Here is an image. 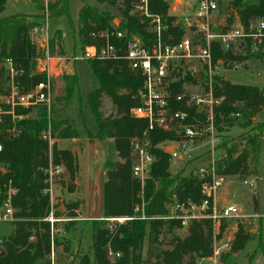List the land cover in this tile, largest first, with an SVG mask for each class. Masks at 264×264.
Wrapping results in <instances>:
<instances>
[{
  "label": "trees",
  "instance_id": "16d2710c",
  "mask_svg": "<svg viewBox=\"0 0 264 264\" xmlns=\"http://www.w3.org/2000/svg\"><path fill=\"white\" fill-rule=\"evenodd\" d=\"M8 1L0 0V95L6 94L10 89L11 75L6 66L7 59L12 60L16 71L14 82L25 92L47 80L46 73L36 72L37 59L44 51L32 36V28L38 23L40 16L25 13L3 16ZM31 1L39 10L44 9V0ZM95 1L100 6L104 5L103 9L84 4L78 13L75 35L79 36L82 48L103 42L93 36V33L111 31L114 27L127 30L126 39L132 35L149 43L154 39V34L148 30L149 22L146 18L131 13L137 0H123L121 4L118 0ZM169 9L170 4L166 0H150L151 12L161 15L171 24L175 17L168 14ZM227 12L229 23L238 19L248 26L251 21L264 19V0H229ZM63 15L68 16L73 30L75 26L69 0L48 2L49 18ZM116 17L121 18L120 25L114 24ZM182 33L180 27L170 25L167 38L169 34L179 37ZM62 34L61 30H57L51 38L52 53L58 47L60 54L64 55ZM213 56L215 61L241 62L256 58L264 63V50L253 53L250 47H243L240 51H224L218 43H214ZM90 66L99 82V86L89 97L90 107L97 121L96 138L104 144L107 139H113L118 157L125 162L120 168L119 165L112 164L109 158L106 160L103 183L104 217L85 220L92 230L93 254L83 255L79 264H111L107 244L115 253L120 254L115 264H198L201 259L211 257L215 237L213 220H193L187 227L188 233L181 236L177 230L185 227L180 220L166 218L168 206L176 199L200 203L203 199L201 186L205 181L211 180V171L219 176L249 177L258 174L264 129V121L260 120L264 116V87L234 83L226 75L216 76L215 94L225 95L226 100L214 110V127L222 131L238 126L243 132L225 148V154L214 160L207 176L202 177L196 173L172 174V154L161 143H177L184 138V133L180 129L163 130L153 127L147 119L131 115V108L141 104L139 91L143 86V75L131 69L123 59L90 60ZM199 75L204 74L202 71L196 74L187 72L171 86L169 99L172 110L187 111L191 124L203 127L207 124V115L198 112L194 106L187 105L186 99H176L183 92L185 83L200 82ZM63 80V94L54 99L50 108L47 104L30 108L17 107L16 119L7 114L4 116L5 121L0 123L3 129L13 125L17 129L14 136L5 139L0 137L3 146L0 161L6 169L0 172V207L10 200L14 210L13 232L8 237L0 238V264H51L47 258L52 248L51 225L44 220L51 210L49 193H45L49 187L47 170L50 147L42 134L50 125L51 135L55 139L80 137L68 120L53 117L55 112L66 106L78 84L76 73H64ZM104 96L109 97L116 107L115 115L106 116L102 111ZM135 138L149 139L155 155L150 175L144 181V189L142 180L133 175L132 141ZM52 159L55 164L66 167L72 182L76 179L78 163L72 150L59 148L55 143L52 146ZM73 189L72 184L70 190ZM75 203L77 202L64 205L70 218L77 217L78 204ZM253 204L257 213L259 201L256 195H253ZM137 205L141 206L136 214ZM62 209L60 206L58 211L64 213ZM56 213L59 215L57 211ZM113 217L136 218L117 224L108 220ZM229 223L223 221L221 233ZM251 226V222L237 223L235 240L231 245L234 252L244 248L253 238L249 231ZM109 227L113 233H110ZM259 248L264 251V245Z\"/></svg>",
  "mask_w": 264,
  "mask_h": 264
},
{
  "label": "built area",
  "instance_id": "2783aa9c",
  "mask_svg": "<svg viewBox=\"0 0 264 264\" xmlns=\"http://www.w3.org/2000/svg\"><path fill=\"white\" fill-rule=\"evenodd\" d=\"M186 14L176 16L171 20V24L161 15L154 14L150 10V0H139L137 13L139 17H144L149 22L150 30L154 34V39L149 43L137 35H132L129 39L128 31L114 27L111 31H101L93 33L103 42L99 41L92 45L83 47L82 55L73 56L56 55L50 50V40L52 35L49 28L48 9L42 22H38L32 28V36L39 42L40 48L44 51L37 59L36 72L46 73L47 80L40 82L33 89L25 92L14 82L16 71L11 59H7L6 66L11 75L10 89L6 94L0 95V123L5 121L4 116L11 114L16 119L17 107H36L40 104H47L50 108L54 101L53 69L67 68L68 62H76L79 58L88 60H126L129 67L139 71L143 77V86L139 91L141 104L131 108V115L135 118L147 119L151 126L163 130H183L184 138L173 144L170 152L173 158L178 156L179 144L186 147L196 140H200L208 131H214V110L222 105L225 95H216V76L224 75L221 68L236 67L231 61H215L213 56L214 43H218L224 51H240L243 47H250L253 53L264 50V19L251 21L245 26L238 19L233 23L217 20L215 14L219 12V0H197L195 5L188 6ZM133 13V12H132ZM173 27H180L183 30L181 36H174L167 32ZM113 38V39H112ZM126 39V40H125ZM118 40L119 42H116ZM121 40L123 42H121ZM123 43V44H121ZM125 48V49H124ZM197 64L199 71L200 85L195 89L190 88L185 83L183 92L176 96L178 101L186 99L187 105L194 106L198 112H204L206 122L203 127L191 124L189 113L185 110H172L170 106L171 86L179 81L191 71V65ZM19 117H22L20 115ZM17 134V129L13 125L3 129L0 127V137L5 139L8 136ZM44 139H51V126L43 131ZM214 140V139H213ZM0 143V152L2 151ZM170 146H166L168 149ZM152 145L149 139L140 140L135 138L132 141V153L134 157L133 175L145 181L151 172V167L155 161L152 153ZM64 165L52 164L49 170L50 178L63 173ZM3 163L0 161V172L5 171ZM203 171V170H202ZM202 175L203 172H201ZM224 176L214 174L212 181H205L201 186L203 199L200 203L189 201L173 200L168 206V219L180 220L183 227H188L193 220L210 218L214 226L221 225L222 220L238 219L243 216L242 209L228 200L229 196L218 197L217 192L223 186ZM242 183L255 188L257 177L249 176L242 180ZM14 210L10 200L0 207V221L13 219ZM136 217H113L114 221L122 222ZM143 218H145L143 216ZM59 219L53 217V212L47 217V221L53 224ZM54 232V229H53ZM218 236L215 233L214 247L215 255L222 249L229 247V243L216 247ZM231 246V245H230Z\"/></svg>",
  "mask_w": 264,
  "mask_h": 264
},
{
  "label": "rangeland",
  "instance_id": "374dc122",
  "mask_svg": "<svg viewBox=\"0 0 264 264\" xmlns=\"http://www.w3.org/2000/svg\"><path fill=\"white\" fill-rule=\"evenodd\" d=\"M53 0H44L45 7L44 9L39 10L38 6L31 0H9L6 4L5 10L2 15H12L15 13H25V14H34L40 16L37 19V22H42V18L46 16V10L48 9V2ZM119 4L123 3V0H118ZM170 4V9L168 14H175L176 16L181 14H186L188 11V6L195 5L197 0H166ZM229 0H219V12L215 14L217 20L228 21L227 20V6ZM71 17L74 20L73 30L69 23V18L66 15L49 18V28L52 37L54 36L57 30L63 32V49L64 56H73L75 53L79 56L82 55L83 48L77 34V18L80 8L84 4L98 6L100 9H103L104 5H98L95 0H69ZM139 0L136 1L132 8V14L137 13V5ZM114 24L120 25L121 18L116 17ZM149 21V20H148ZM151 26L148 27L150 30ZM39 45V42L36 41ZM241 50V49H240ZM238 51V50H237ZM54 54H60V50L56 47ZM61 55V54H60ZM231 64H237V68L226 66L221 68L220 72L224 73L232 82L240 84H252L264 87V63L256 58H250L241 62H231ZM0 66L1 63H0ZM197 64L191 65V72L196 74L198 72ZM53 86H54V99L61 94L65 87L63 80V75L76 73L78 76V84L72 92L69 102L59 111L53 114L54 119L58 120H68L73 127L78 131L82 141L73 140H60V139H45L49 142L50 152H49V166L47 170L49 187L45 190V193H49L51 210L53 212V217L59 219L54 224L50 221H47V216L44 220L49 222L51 225L52 232V248L50 254L47 258L50 260L51 264H79L81 262V257L86 254H93L92 245H93V236L90 226L85 223L86 208L83 205H80L82 199L78 201H70L68 197H63L62 195L67 194L70 189V186H78L70 180L66 167L64 168L63 173L55 176L53 179L50 178L49 170L51 163L55 164L52 159V146L57 144L59 148H74L76 155L78 152L82 154L85 151V142H88L89 139L96 138L97 133V121L95 116L92 113L89 97L91 92L99 86L98 79L94 74L91 66L90 60L85 58H79L76 62H68L67 69L55 68L53 69ZM200 81V78H199ZM190 88L195 89L200 83L189 84ZM102 111L106 116L115 115L116 107L113 105L109 97L104 96ZM261 121H264V116L260 118ZM243 132L238 126L231 127L229 129L225 128L222 131H219L214 128V131H208L202 139L196 140L194 143L188 144L186 147L184 144H179L178 156L173 158L170 161V172L172 174L182 173L187 175L189 173L200 174L202 177L210 174V166L213 165L214 160L220 157L222 154H225V148L239 135ZM44 139V138H43ZM214 139V140H213ZM107 148V158L110 159V162L114 165H119L122 168L125 160L120 159L114 148V140L107 139L105 142ZM171 144V145H169ZM172 144H178L176 142L165 141L161 143V146H172ZM169 147V148H170ZM168 148V149H169ZM173 149H170L171 152ZM94 158H99L101 155L100 150H92L91 152ZM84 156V154H83ZM103 156H101L102 158ZM134 158V157H133ZM134 160V159H133ZM95 161H98L95 160ZM106 163V162H105ZM96 167V165H95ZM105 168V165H104ZM203 170V171H202ZM98 170L95 169V172ZM204 175H202V173ZM79 174V173H78ZM150 175V174H149ZM211 180L214 177V173L211 171ZM257 177V185L255 188H249L242 183V180L246 177L240 176H224V182L221 189L218 190V197L229 196V202H232L238 205L242 209L243 216L238 219L232 220H222L230 222L227 228L221 233L220 227L215 226V233L218 236V241L216 242V247L220 248L222 245L228 244L229 247L222 249L220 253L215 255L216 248L214 247V252L211 257L206 259H201L198 264H264V251L259 248L260 245H264V129L261 139V149L259 154V163H258V174L254 175ZM148 178V177H147ZM98 180V177H97ZM103 183L104 177L99 181L93 183V190L91 192V204L93 206L90 209L91 217H102L104 216L103 201L99 202L98 193L99 186L101 187V192L103 193ZM145 182H142V189H144ZM143 191L141 194L143 195ZM84 194V193H83ZM253 195H256L259 201V210L255 213L254 204H253ZM72 202H77L78 208L76 210L77 217L70 218L67 215V211L64 209V205L70 204ZM82 204V203H81ZM62 206V212L58 211L59 207ZM141 206V205H140ZM139 205L136 207V214L140 208ZM59 213V215L56 213ZM49 213V214H50ZM57 214V215H56ZM101 214V216H99ZM84 217V218H83ZM127 222H117L113 223L123 224ZM238 222H247L252 223L250 228V233L253 238L249 243L242 249L235 251L230 245H232L235 240V232L237 230ZM54 229V232H53ZM110 233H113V230L109 227ZM188 228L178 229L177 232L181 236H185L188 233ZM13 232L12 219L7 221H0V238L8 237ZM109 247L108 260L111 264H115L118 256L120 254L115 253L111 246ZM2 247V245H0ZM4 250V248H1ZM4 253V251H2ZM1 252V254H3Z\"/></svg>",
  "mask_w": 264,
  "mask_h": 264
},
{
  "label": "crops",
  "instance_id": "0c3cea01",
  "mask_svg": "<svg viewBox=\"0 0 264 264\" xmlns=\"http://www.w3.org/2000/svg\"><path fill=\"white\" fill-rule=\"evenodd\" d=\"M37 13L34 14H29V15H36ZM67 69V68H66ZM60 140H73L74 142L76 141H82V139L79 138H73V139H60ZM67 148V147H66ZM69 148V147H68ZM74 152L76 155V152L74 151V148H69ZM91 149L93 150H100L101 155L98 159L94 158L93 154L90 153ZM84 154V156H83ZM107 148L104 144L103 141L94 138V139H89L88 142H85V151L82 154L78 152V156L76 155V161L78 163V171L76 172V179L74 180V183L78 186H74L73 190H70L65 193V195H62L63 197H68L70 201H78V199H82L80 202V205H83L86 208V217L84 218L85 220H92V219H101L102 217H91L90 209L93 206L91 204V192L93 190V183L96 181H99L104 177V165L107 160ZM101 156H103L101 158ZM96 165V167H95ZM95 169L98 171L95 172ZM79 173V174H78ZM98 177V180H97ZM100 192L99 195V202L102 203L103 200V193L101 192V187L99 186L98 193ZM84 193V194H83ZM82 203V204H81ZM101 216V214L99 215Z\"/></svg>",
  "mask_w": 264,
  "mask_h": 264
},
{
  "label": "water",
  "instance_id": "95a60500",
  "mask_svg": "<svg viewBox=\"0 0 264 264\" xmlns=\"http://www.w3.org/2000/svg\"><path fill=\"white\" fill-rule=\"evenodd\" d=\"M2 65V64H1ZM170 149H173V147L171 146L169 149H168V151L170 150ZM6 171V170H5ZM3 253V252H2Z\"/></svg>",
  "mask_w": 264,
  "mask_h": 264
}]
</instances>
